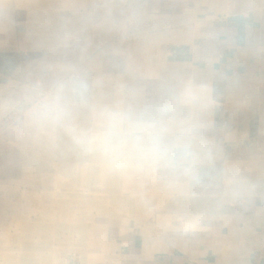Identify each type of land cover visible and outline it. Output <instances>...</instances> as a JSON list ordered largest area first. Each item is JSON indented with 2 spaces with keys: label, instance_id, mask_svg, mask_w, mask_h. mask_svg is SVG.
<instances>
[{
  "label": "crops",
  "instance_id": "0c3cea01",
  "mask_svg": "<svg viewBox=\"0 0 264 264\" xmlns=\"http://www.w3.org/2000/svg\"><path fill=\"white\" fill-rule=\"evenodd\" d=\"M148 125L175 164L103 145ZM0 237L11 264H264V0H0Z\"/></svg>",
  "mask_w": 264,
  "mask_h": 264
},
{
  "label": "clouds",
  "instance_id": "9594fccd",
  "mask_svg": "<svg viewBox=\"0 0 264 264\" xmlns=\"http://www.w3.org/2000/svg\"><path fill=\"white\" fill-rule=\"evenodd\" d=\"M34 115L39 120L52 123L66 118L67 108L63 104L62 96L57 94L39 102ZM125 139L131 141L138 150L147 152L158 162L165 165L175 164L173 149L155 134L151 125L133 126L123 134L117 127H109L104 136L103 145L107 149L119 151L125 147L123 143Z\"/></svg>",
  "mask_w": 264,
  "mask_h": 264
},
{
  "label": "rangeland",
  "instance_id": "374dc122",
  "mask_svg": "<svg viewBox=\"0 0 264 264\" xmlns=\"http://www.w3.org/2000/svg\"><path fill=\"white\" fill-rule=\"evenodd\" d=\"M5 250H6V249H5ZM5 250H4V251H5ZM0 256H1V250H0ZM0 264H11V262H10V261H8V262L6 261L5 263L0 262Z\"/></svg>",
  "mask_w": 264,
  "mask_h": 264
},
{
  "label": "bare ground",
  "instance_id": "6f19581e",
  "mask_svg": "<svg viewBox=\"0 0 264 264\" xmlns=\"http://www.w3.org/2000/svg\"><path fill=\"white\" fill-rule=\"evenodd\" d=\"M2 237H0V239H1ZM11 247V246H10ZM1 250V249H0Z\"/></svg>",
  "mask_w": 264,
  "mask_h": 264
}]
</instances>
